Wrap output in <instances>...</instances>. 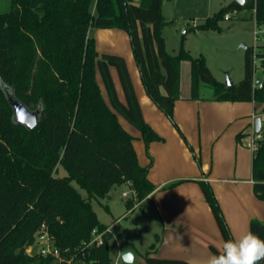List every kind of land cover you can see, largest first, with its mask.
Listing matches in <instances>:
<instances>
[{
	"label": "trees",
	"instance_id": "trees-1",
	"mask_svg": "<svg viewBox=\"0 0 264 264\" xmlns=\"http://www.w3.org/2000/svg\"><path fill=\"white\" fill-rule=\"evenodd\" d=\"M162 5L163 0H11L0 12V264H113L110 234L101 246L86 247L94 231L108 229L92 201L128 184L143 207L156 189L148 178L150 166L140 165L135 138L119 117L139 131L147 151L162 138L143 117L126 60L101 55L93 30L117 29L129 35L147 95L175 127L184 61L192 64L193 98L206 85L215 91L216 101L264 106V75L263 87L253 88L252 48L246 49L243 80L223 84L203 56L194 58L185 49V37L177 54L167 52L163 30L172 21L164 18ZM241 11H250L252 19L264 25V0H246L244 5L233 1L193 30L220 32V22ZM111 68L118 72L126 103L118 96ZM3 86L30 110L42 107L35 129L14 122ZM61 168L67 176H59ZM253 176L254 190L264 201V134L254 155ZM74 182L87 192V199ZM200 187L224 242L233 239L211 185L202 181ZM127 206L132 210L134 201ZM42 225L53 236L62 262L27 254ZM250 231L264 239V221L253 220ZM160 241L157 235L151 250L142 255L145 264H191L154 257Z\"/></svg>",
	"mask_w": 264,
	"mask_h": 264
},
{
	"label": "crops",
	"instance_id": "crops-1",
	"mask_svg": "<svg viewBox=\"0 0 264 264\" xmlns=\"http://www.w3.org/2000/svg\"><path fill=\"white\" fill-rule=\"evenodd\" d=\"M221 1L209 0V4L213 8L218 3L219 11L234 0ZM92 36L101 55H118L126 60L143 117L162 138L151 143L147 151L139 131L119 117L124 129L135 138L140 165L150 166L148 178L156 188L144 201L156 210L162 223L154 257L206 264L210 255L220 253L224 240L200 182L211 185L233 239L250 230L253 220L264 221V201L254 190L255 154L250 148L252 125L264 106L216 101L206 85L201 87L200 96L193 98L192 64L184 61L180 99L174 108L175 127L147 95L129 35L117 29H95ZM111 74L120 100L126 103L117 70L111 68ZM98 82L103 84L100 75ZM102 93L107 100L103 88ZM124 251H132L135 261L136 253L131 248L121 251L118 259Z\"/></svg>",
	"mask_w": 264,
	"mask_h": 264
},
{
	"label": "rangeland",
	"instance_id": "rangeland-1",
	"mask_svg": "<svg viewBox=\"0 0 264 264\" xmlns=\"http://www.w3.org/2000/svg\"><path fill=\"white\" fill-rule=\"evenodd\" d=\"M11 0H0V12L8 9ZM222 2L221 0H218ZM229 1V0H228ZM137 3V0H133ZM209 4V0H164L163 16L166 21L172 23L163 30V37L166 41L168 53L177 54L181 41L185 37V49L194 57L203 56L213 76L223 84H238L245 75L246 49L255 46L254 32L257 24L252 19L250 11H241L233 18L220 22L221 31H194L196 25L204 23L205 18L214 15L219 4ZM186 31V32H185ZM259 77H263V71L259 68ZM104 89L103 84L100 82ZM209 93L215 91L210 88ZM262 120L264 130V110H260L256 117ZM255 124V122H254ZM253 128V125H252ZM60 177L67 176L66 171L61 168ZM75 189L87 199L88 194L81 189L77 183H73ZM131 188L115 186L109 196L100 201H92V207L96 212L99 221L111 227L110 244L114 246L112 252L113 264H143L141 255L151 250L156 243V236L161 237L162 223L154 208L150 204L137 206L134 201V208L128 209L127 202L133 201ZM127 192L128 197L123 193ZM108 207L109 210L106 209ZM159 246V245H158ZM135 250V261L125 263L118 259V254L126 249Z\"/></svg>",
	"mask_w": 264,
	"mask_h": 264
},
{
	"label": "built area",
	"instance_id": "built-area-1",
	"mask_svg": "<svg viewBox=\"0 0 264 264\" xmlns=\"http://www.w3.org/2000/svg\"><path fill=\"white\" fill-rule=\"evenodd\" d=\"M231 16L227 15L226 18L229 19ZM257 24V23H256ZM255 46L252 47V71H253V88L261 89L263 87V77H259L257 72L259 68L263 71L264 75V25H258L254 32ZM257 79L259 80L257 82ZM264 130L262 127V132L260 134L256 133L255 124H253L250 148L255 154L258 150V142L262 139ZM133 194L134 200L136 201V195L134 191H130ZM128 193L124 192L123 196L128 197ZM140 205L137 203V206ZM136 206V205H134ZM111 227H108L103 232L94 231L91 241L86 244V247L91 246H101L103 244V238L107 234L111 233ZM29 255H42V256H52L57 258L59 261H63L59 250L55 247V242L53 236L50 234L46 225H42L40 230L36 234L35 244L28 247L26 250ZM72 260L67 261V264H71ZM117 264V263H115Z\"/></svg>",
	"mask_w": 264,
	"mask_h": 264
},
{
	"label": "clouds",
	"instance_id": "clouds-1",
	"mask_svg": "<svg viewBox=\"0 0 264 264\" xmlns=\"http://www.w3.org/2000/svg\"><path fill=\"white\" fill-rule=\"evenodd\" d=\"M264 261V239L248 230L222 243L218 255H210L206 264H260Z\"/></svg>",
	"mask_w": 264,
	"mask_h": 264
},
{
	"label": "water",
	"instance_id": "water-1",
	"mask_svg": "<svg viewBox=\"0 0 264 264\" xmlns=\"http://www.w3.org/2000/svg\"><path fill=\"white\" fill-rule=\"evenodd\" d=\"M240 5H244L246 0H234ZM247 49V47H245ZM259 80L257 79V82ZM231 83L228 84L230 86ZM4 88L8 102L13 109L14 113V122L18 125L25 126L29 130L35 129L39 122L42 114V107H39L36 110H30L23 102L19 101L14 93L9 88ZM255 130L256 133L260 134L262 132V120L257 118L255 120ZM121 258L125 263H133L134 253L132 251H124L121 254Z\"/></svg>",
	"mask_w": 264,
	"mask_h": 264
}]
</instances>
